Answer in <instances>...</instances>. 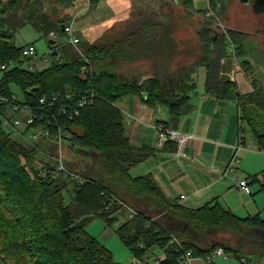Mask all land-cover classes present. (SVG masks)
Wrapping results in <instances>:
<instances>
[{
	"label": "trees",
	"instance_id": "obj_1",
	"mask_svg": "<svg viewBox=\"0 0 264 264\" xmlns=\"http://www.w3.org/2000/svg\"><path fill=\"white\" fill-rule=\"evenodd\" d=\"M54 1L63 8L74 2ZM177 1L185 9L194 7V0ZM46 2L0 0V96L10 98L9 102L0 100V264H122L86 230L94 215H102L109 222L117 220L116 214L127 211L121 202L137 210L132 218L128 213L117 229L140 261L133 264H180L186 249H192L196 257H207L219 246L232 250L239 259L242 250L255 251L262 259L264 238L259 240L257 235L264 232L260 213L240 217L217 200L190 208L167 197L151 174L131 175V168L152 155L155 148L131 143L124 113L117 105L128 95H140L151 106L166 107L172 121H177L192 111L193 74L205 66L206 91L238 102L241 119L251 126L263 151L264 90L252 80L254 89L241 93L235 80L221 75V60L228 55L229 38L234 32L218 33L213 22L207 21L202 54L197 60L176 70L160 68L144 79L117 72L123 59H134L138 54L135 51L149 47L147 43L140 47L141 40L132 36L123 44L82 45L80 41L83 54L69 43H64L63 49L61 44H50L54 49L51 64L31 69L24 66L31 58L23 54L29 43H16L18 29L30 23L48 36L52 31L65 36L62 25L69 24L55 13L44 12ZM201 11L211 21L216 20L223 13L222 0H209L208 8ZM3 64L5 69L1 68ZM86 64L89 70L84 72ZM89 91L96 94L93 103L75 115L79 97L70 99L68 95ZM42 97L47 98L45 103H41ZM16 103L27 106L35 115L34 122L24 126L20 134L5 123V118L12 120L19 114L12 111ZM63 107L67 113H63ZM39 128L48 129L49 138L29 137ZM61 130L69 133L64 141L70 152L86 159L75 164L65 157L67 167L79 174L80 180L56 174L58 149L53 138ZM21 136L28 142L20 140ZM178 147L174 141L163 146L173 151ZM216 230H233L242 236L236 246H202L203 238ZM173 236L181 246L171 242ZM155 248L162 255L153 252Z\"/></svg>",
	"mask_w": 264,
	"mask_h": 264
},
{
	"label": "crops",
	"instance_id": "obj_2",
	"mask_svg": "<svg viewBox=\"0 0 264 264\" xmlns=\"http://www.w3.org/2000/svg\"><path fill=\"white\" fill-rule=\"evenodd\" d=\"M133 2L138 3L143 10L115 20L116 25L108 29L100 42L101 45L111 44L114 41L123 44L126 38L132 36L137 38L138 42L141 40L140 47L147 43L148 49L139 48L137 51L134 49L136 54L138 53L137 57L134 59L127 57L120 62V64L132 63L139 69L141 79L152 76L160 68L176 70L192 64L196 60L194 56L199 58L202 54L203 37L207 21H210L213 22L218 33L234 32V37L230 38L235 45L239 65L249 82V86L239 88V91L251 92L253 90L251 80H255L264 90V0H222L223 13L217 15L214 21L200 12L208 8L209 0L203 8L195 5V0L193 9L183 7L181 19L185 27L187 43H190V37L193 36L197 40L196 46L192 43L189 45L192 49L182 50L185 56L176 66L172 64L178 46L174 34L176 27L173 14L165 9L179 2L129 0V4ZM217 21L225 24L227 31L220 28ZM137 28L143 29L136 32ZM77 36L82 42L81 37L78 34ZM250 43H253V47H250ZM223 60H221V75L224 78L225 68L229 69L230 66L228 64L223 66ZM193 76L197 84L191 98L193 109L177 121H172V116L166 107L151 106L140 95H128L117 102L124 113L125 129L131 143L137 147L155 148L154 153L134 165L130 173L132 176L151 174L167 197L176 199L190 208H198L217 200L240 217L260 213L254 197L252 202L254 205L246 206L233 201V195L237 191L247 197L255 194L253 190L247 193L236 186L238 180L246 179L251 186V183L261 182V177H264V154L259 149L255 133L251 128L253 133L246 142L245 125L249 124L241 119L242 112L235 99L220 98L206 91L205 66H200ZM231 80H235L238 87L240 86V81L236 77ZM159 123L167 124L182 132L193 133L194 137L175 151L158 147L156 126ZM242 124L244 127H241ZM241 133H243L242 138ZM214 165L220 168V172L211 170ZM255 176L257 177L253 182ZM261 185V189L264 190V183ZM240 210H243L242 213ZM258 234H262L259 235L261 236L259 240L262 236L264 238V232ZM206 238L209 239L210 245L219 244L212 243L214 239L212 235H207ZM238 242L231 245L236 246ZM259 260H264V257Z\"/></svg>",
	"mask_w": 264,
	"mask_h": 264
},
{
	"label": "rangeland",
	"instance_id": "obj_3",
	"mask_svg": "<svg viewBox=\"0 0 264 264\" xmlns=\"http://www.w3.org/2000/svg\"><path fill=\"white\" fill-rule=\"evenodd\" d=\"M196 4L200 7H205L207 4V0H195ZM180 4V3H179ZM174 3L173 6L166 7L165 11H168L173 14L174 17V24H175V39L177 41V48L176 53L174 52V56L172 60L173 65L180 64L183 60L184 54H182V50L192 49L189 46L191 43L192 45L196 46V38L190 37V43H187L186 39V32L185 27L182 21V12L183 6L180 4ZM143 10L142 7L136 2L129 4V0H97L96 2H91L90 5L88 4L87 0H74L72 5L63 8V6L58 5L55 3L54 0H47L44 12L55 13L56 16L60 18H64L67 23H73L74 32L76 35L78 34L82 39L83 44L89 45H98L102 44V38L106 35L108 29H112L116 24L114 23L115 20L123 19L128 17L132 12L137 13L138 11ZM22 9H19V14L21 15ZM210 22V21H209ZM128 25H126L127 27ZM122 28V27H121ZM117 31V30H116ZM121 31V29H120ZM64 35H58L55 39L61 44V49L64 47ZM50 37L43 33L42 31H38L32 24L28 23L18 29L16 33V43L18 46H22L25 44H34L38 50V56L36 58H31L24 63V66L30 67L31 65H35L36 69H44L48 67L54 55L52 53V48L49 42ZM231 43V38H229V45ZM250 47H253V43L249 44ZM230 48L227 47V52H229L225 57H223L222 65L226 66L228 64L230 66L229 69L225 68L224 78L226 79H234L237 78L240 81V86L238 89H243L246 85L249 86V82L246 79V75L244 74V70L240 67L238 62V57L236 55H232L230 53ZM197 49L195 48V51ZM194 59L197 60V57L194 56ZM174 66V68H175ZM34 68V69H35ZM264 71V69H263ZM117 72L120 74H124L130 77H141V73L139 69L132 65L130 62H123L119 64L117 67ZM258 75V74H257ZM264 75V72H263ZM262 75V76H263ZM259 76V75H258ZM246 81H244V79ZM262 83V81H261ZM201 85H199L200 87ZM264 86V84H263ZM14 91L18 92V87L16 85H12ZM13 118V117H12ZM11 118V119H12ZM261 118L264 120V113L262 114ZM12 127V125H7ZM249 126V127H248ZM245 125V140L246 142L249 141L250 134L253 133L250 125ZM254 135V134H253ZM20 140L27 141L26 136H21ZM28 142V141H27ZM68 147V143L65 142L64 147V154L65 157L70 159L71 163H80L86 161L83 156L80 154H73L70 152ZM58 149V148H57ZM57 151V150H56ZM264 154V152H262ZM54 162V160L52 161ZM262 183H264V177H261V182H254L251 183V190H253L254 196L247 197L243 193H239L237 191L233 195V201L237 204H245L248 206L254 205L253 197L257 201L259 205L260 215L264 218V190H262ZM237 186V185H236ZM249 198V199H248ZM67 202H69V197L67 196ZM241 213L243 210H240ZM129 210L125 213H118L116 214L117 220L113 222L107 221L102 215H94L86 225V230L89 234L96 237L102 244H104L111 252L113 253L115 261L122 263V264H133V263H140L135 256L131 253L128 246L125 242L119 237L117 233V229L120 227L124 221L128 218ZM215 234H211L214 236L212 243H229L235 244L241 239V234L239 232H234L233 230H216ZM249 235H253L250 231ZM262 235V234H257ZM205 236L203 238L202 244L207 245L210 243L209 239ZM261 236H258V238ZM263 238V236H262ZM251 240L252 238L248 237L247 240ZM260 239V238H259ZM205 243V244H204ZM210 245V244H209ZM157 255H162L158 248L153 250ZM231 256L228 258H224L223 256H211L210 259L208 256L197 257L194 261V264H242L241 260L237 258L232 250L227 251ZM240 258L248 257L252 260H259L261 256L257 252H247L246 250L239 251Z\"/></svg>",
	"mask_w": 264,
	"mask_h": 264
},
{
	"label": "built area",
	"instance_id": "obj_4",
	"mask_svg": "<svg viewBox=\"0 0 264 264\" xmlns=\"http://www.w3.org/2000/svg\"><path fill=\"white\" fill-rule=\"evenodd\" d=\"M88 4L90 5L92 0H87ZM218 20V19H217ZM219 21V20H218ZM218 25L220 28H222L223 30L227 31V26L225 24H223L222 22H218ZM64 32H65V37H64V43H69L71 45H73L74 47H76L77 50H79V52L81 54L82 51L79 48V43H80V38L74 33V28H73V23H69V24H65V28H64ZM58 33H56L55 31H52L49 35L50 39H56L58 37ZM51 44V43H50ZM52 45H59L58 41L56 40V42ZM230 53L233 55H236V48L234 43L231 41L230 45ZM54 49H52L53 51ZM57 51H59V47H57L56 49ZM23 54L27 57L30 58H36L38 56V50L37 47L34 44H28L24 47L23 49ZM60 56V54H59ZM86 59V58H85ZM86 62L89 63V60L86 59ZM1 68L5 69L6 65H2ZM31 69L35 68V65H31L30 66ZM88 69V64L84 65L83 67V71L87 72ZM252 82V80H251ZM254 89V87H253ZM96 96L95 92H91L89 91L88 93H79V95L77 94H70L68 95V98H74V97H79L78 100V105L73 109L74 110V114L77 115L80 112V108L86 106L87 104L93 103L94 97ZM54 99H56V96L54 97ZM0 100L1 101H5V102H9L10 98L7 96H0ZM47 101L46 97H42L41 98V103H45ZM12 111L15 113H19L16 114L12 120L5 118V123L8 125H12V128L14 130V132L16 134H20L21 133V129L24 126H27L28 124H32L35 120V115L32 114L30 112V109L27 106H24L22 104H14L12 107ZM63 113H67V108L63 107L62 108ZM241 127H244V125L242 124ZM157 128V133H158V137H157V141H156V146L158 147H163L168 141H174L176 143H178L179 146H183L185 145L187 142H189L193 137L194 134L193 133H187V132H182L176 128H172L169 127L163 123H159L156 126ZM50 135V131L48 129H44V128H39V130L37 131V133H30L29 137L35 140H39L42 137L45 138H49ZM69 136V133L67 131H60L59 134L53 138V141L55 142V144L57 145L58 148V157H57V169H56V174L57 175H62L64 177H68V178H73V179H81V176L79 174H77L76 172L72 171L71 169H69L66 165L65 162V154H64V147H65V138ZM243 137V133H241V138ZM264 152V150L262 151ZM211 170L214 172H220V168L217 166H212ZM237 186L241 189H244L247 193H251V187L249 184V181L246 179H241L237 181ZM184 197V196H183ZM125 208L127 210H129V217H134L137 214V210L133 207L128 206L127 204L121 202ZM172 243H175L176 245H182L181 241L176 237L173 236ZM211 255V254H210ZM210 255L208 256V258L210 259ZM211 256H224L226 258L230 257L231 255L229 253H227V251L225 250L224 247L219 246L217 248H215L212 251V255ZM197 257L195 256V253L192 249H186L180 258V264H194V261ZM241 263L242 264H264V260H252L248 257H242L240 258Z\"/></svg>",
	"mask_w": 264,
	"mask_h": 264
},
{
	"label": "water",
	"instance_id": "obj_5",
	"mask_svg": "<svg viewBox=\"0 0 264 264\" xmlns=\"http://www.w3.org/2000/svg\"><path fill=\"white\" fill-rule=\"evenodd\" d=\"M64 28H65V24L62 25V29H63V30H64ZM49 42H50L51 44H54V43L56 42V40L52 38V39H49ZM196 85H197V84L194 82V83H193V86L196 87Z\"/></svg>",
	"mask_w": 264,
	"mask_h": 264
}]
</instances>
